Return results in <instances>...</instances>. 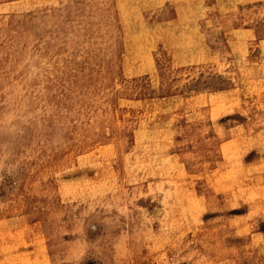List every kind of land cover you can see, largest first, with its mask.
I'll list each match as a JSON object with an SVG mask.
<instances>
[{"label": "rangeland", "instance_id": "obj_1", "mask_svg": "<svg viewBox=\"0 0 264 264\" xmlns=\"http://www.w3.org/2000/svg\"><path fill=\"white\" fill-rule=\"evenodd\" d=\"M0 264H264V0H0Z\"/></svg>", "mask_w": 264, "mask_h": 264}, {"label": "bare ground", "instance_id": "obj_2", "mask_svg": "<svg viewBox=\"0 0 264 264\" xmlns=\"http://www.w3.org/2000/svg\"><path fill=\"white\" fill-rule=\"evenodd\" d=\"M189 6H190V1H186L183 4L184 16L186 17V19L191 15V13L195 12L196 10H197V12H196L197 14L195 16L196 18H200L201 19V18L205 17V15H204V13L202 11V7H200L201 4H198L195 7V9H193L190 12H189ZM192 17H194V16H192ZM198 20L199 19H196V21H198ZM183 22H185L184 19H183ZM193 23L188 24V22L186 21V24H187L186 27L188 29V32H190L192 30H197V27ZM186 33H187V31L182 30V29H176L175 32H173L171 29H165V28L153 29V30L149 29V31L141 33V36H143V37H142V40H140L139 37H138V35L140 33H138V31H137V33L134 36L141 41V45L138 48H136L135 50L137 51V53L139 55H141L142 52L145 51V47L151 46L152 44H157L158 43L157 39L159 37H164V38H167V39H172L173 40V46H178L179 47L180 54L182 53L183 57H186V56L188 57V54H189V50H188L189 40L184 37V35ZM200 39H201V36L198 35L197 42H199ZM201 48H202V46H201Z\"/></svg>", "mask_w": 264, "mask_h": 264}]
</instances>
